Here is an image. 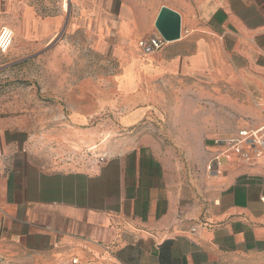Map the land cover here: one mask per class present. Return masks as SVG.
<instances>
[{"label":"crops","instance_id":"obj_1","mask_svg":"<svg viewBox=\"0 0 264 264\" xmlns=\"http://www.w3.org/2000/svg\"><path fill=\"white\" fill-rule=\"evenodd\" d=\"M34 2L0 0L21 6L14 37L37 45L66 30L49 49L66 67L80 53L68 38L110 51L117 69L92 98L125 135L101 165L42 169L23 122L0 117V246L30 264H264V158L213 144L264 125V0H66L47 17ZM163 8L179 17L176 40L155 28ZM151 37L165 44L145 54ZM217 84L231 88L213 108Z\"/></svg>","mask_w":264,"mask_h":264},{"label":"rangeland","instance_id":"obj_2","mask_svg":"<svg viewBox=\"0 0 264 264\" xmlns=\"http://www.w3.org/2000/svg\"><path fill=\"white\" fill-rule=\"evenodd\" d=\"M34 1L31 6L40 17L54 16L63 10L65 13L68 7L66 0ZM20 8L19 4H14L13 14H10L6 6L1 5L3 27H19ZM66 34L63 30L52 41L37 42V45L27 44L15 36L10 50L0 53V117H17L23 122L28 131L29 161L42 169L101 165L114 139L125 135L124 132L114 133L117 122L107 108L109 101L98 102L92 98V93L98 89L104 94L108 92L107 85L96 82L105 81V76L115 73L117 65L111 52L97 51L99 48H95L88 37H72L68 38V43L75 44L78 39V59L70 67L49 61L50 47L65 41ZM109 44L112 46V41ZM230 88L219 84L211 86L215 98L213 108L219 107L222 103L219 96ZM171 119L164 117V124ZM16 249L1 247L0 264H30L13 260Z\"/></svg>","mask_w":264,"mask_h":264},{"label":"built area","instance_id":"obj_3","mask_svg":"<svg viewBox=\"0 0 264 264\" xmlns=\"http://www.w3.org/2000/svg\"><path fill=\"white\" fill-rule=\"evenodd\" d=\"M13 39L14 33L10 28H0L1 54H6L10 50L13 44ZM164 44L165 41L163 39L151 37L147 40L140 41L138 46L143 53L148 54L159 50ZM213 144L217 146L226 145L237 154H243L242 147L245 145L248 148L253 149L257 155L264 158V125L255 130H241L234 137L224 141L215 140L213 141ZM101 162H104L103 158H101ZM217 166H219V158L216 156L208 163L206 169L211 174L217 173Z\"/></svg>","mask_w":264,"mask_h":264},{"label":"water","instance_id":"obj_4","mask_svg":"<svg viewBox=\"0 0 264 264\" xmlns=\"http://www.w3.org/2000/svg\"><path fill=\"white\" fill-rule=\"evenodd\" d=\"M155 28L165 41L179 38V17L176 13L163 8L157 18Z\"/></svg>","mask_w":264,"mask_h":264}]
</instances>
